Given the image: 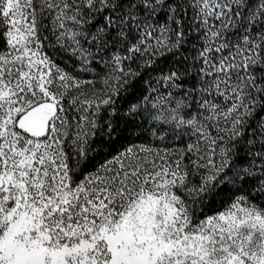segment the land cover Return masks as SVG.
I'll list each match as a JSON object with an SVG mask.
<instances>
[{"label":"snow or ice","instance_id":"6c2138e0","mask_svg":"<svg viewBox=\"0 0 264 264\" xmlns=\"http://www.w3.org/2000/svg\"><path fill=\"white\" fill-rule=\"evenodd\" d=\"M0 264H264V0H0Z\"/></svg>","mask_w":264,"mask_h":264},{"label":"trees","instance_id":"16d2710c","mask_svg":"<svg viewBox=\"0 0 264 264\" xmlns=\"http://www.w3.org/2000/svg\"><path fill=\"white\" fill-rule=\"evenodd\" d=\"M170 66L171 65H170V63L168 61H161L160 65H159L160 70L164 71V72H166Z\"/></svg>","mask_w":264,"mask_h":264}]
</instances>
